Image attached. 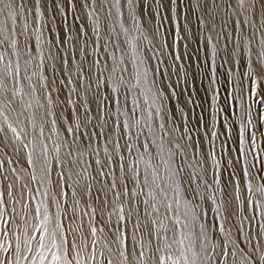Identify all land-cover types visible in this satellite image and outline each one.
<instances>
[{"label": "snow or ice", "instance_id": "obj_1", "mask_svg": "<svg viewBox=\"0 0 264 264\" xmlns=\"http://www.w3.org/2000/svg\"><path fill=\"white\" fill-rule=\"evenodd\" d=\"M0 264H264V0H0Z\"/></svg>", "mask_w": 264, "mask_h": 264}, {"label": "rangeland", "instance_id": "obj_2", "mask_svg": "<svg viewBox=\"0 0 264 264\" xmlns=\"http://www.w3.org/2000/svg\"><path fill=\"white\" fill-rule=\"evenodd\" d=\"M79 14V13H78ZM191 19L194 21V16H192L191 17ZM90 23V22H89ZM157 23H159V21H157ZM148 27L149 28H152V27H154V25L151 23V22H149V25H148ZM165 28H166V30H165V32H164V36H163V38L168 42V43H171V40H172V37H171V35H169V32L171 31V28H170V26L169 25H165Z\"/></svg>", "mask_w": 264, "mask_h": 264}]
</instances>
